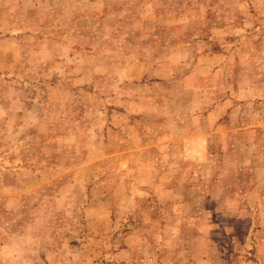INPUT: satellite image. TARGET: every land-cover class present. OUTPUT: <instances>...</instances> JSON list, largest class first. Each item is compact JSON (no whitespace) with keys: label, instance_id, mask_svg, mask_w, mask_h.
Here are the masks:
<instances>
[{"label":"rangeland","instance_id":"374dc122","mask_svg":"<svg viewBox=\"0 0 264 264\" xmlns=\"http://www.w3.org/2000/svg\"><path fill=\"white\" fill-rule=\"evenodd\" d=\"M0 264H264V0H0Z\"/></svg>","mask_w":264,"mask_h":264}]
</instances>
